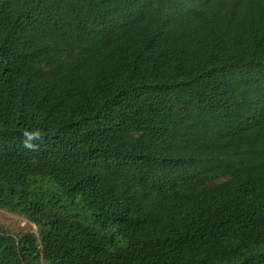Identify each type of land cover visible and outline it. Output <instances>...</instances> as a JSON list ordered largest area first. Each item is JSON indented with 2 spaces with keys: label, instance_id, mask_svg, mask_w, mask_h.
Here are the masks:
<instances>
[{
  "label": "trees",
  "instance_id": "obj_1",
  "mask_svg": "<svg viewBox=\"0 0 264 264\" xmlns=\"http://www.w3.org/2000/svg\"><path fill=\"white\" fill-rule=\"evenodd\" d=\"M0 264H264V0H0Z\"/></svg>",
  "mask_w": 264,
  "mask_h": 264
},
{
  "label": "rangeland",
  "instance_id": "obj_2",
  "mask_svg": "<svg viewBox=\"0 0 264 264\" xmlns=\"http://www.w3.org/2000/svg\"><path fill=\"white\" fill-rule=\"evenodd\" d=\"M0 226L14 232L34 228V226L23 217L7 213L3 210H0Z\"/></svg>",
  "mask_w": 264,
  "mask_h": 264
}]
</instances>
